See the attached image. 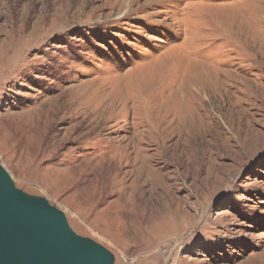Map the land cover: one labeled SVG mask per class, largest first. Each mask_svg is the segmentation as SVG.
Instances as JSON below:
<instances>
[{
  "label": "rangeland",
  "instance_id": "1",
  "mask_svg": "<svg viewBox=\"0 0 264 264\" xmlns=\"http://www.w3.org/2000/svg\"><path fill=\"white\" fill-rule=\"evenodd\" d=\"M0 164L104 264H264V0H0Z\"/></svg>",
  "mask_w": 264,
  "mask_h": 264
},
{
  "label": "water",
  "instance_id": "2",
  "mask_svg": "<svg viewBox=\"0 0 264 264\" xmlns=\"http://www.w3.org/2000/svg\"><path fill=\"white\" fill-rule=\"evenodd\" d=\"M103 249L77 238L63 211L23 195L0 164V264H104Z\"/></svg>",
  "mask_w": 264,
  "mask_h": 264
},
{
  "label": "bare ground",
  "instance_id": "3",
  "mask_svg": "<svg viewBox=\"0 0 264 264\" xmlns=\"http://www.w3.org/2000/svg\"><path fill=\"white\" fill-rule=\"evenodd\" d=\"M137 86V85H136ZM168 112V111H167ZM165 120V119H164ZM11 177V176H10Z\"/></svg>",
  "mask_w": 264,
  "mask_h": 264
}]
</instances>
